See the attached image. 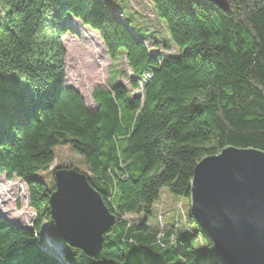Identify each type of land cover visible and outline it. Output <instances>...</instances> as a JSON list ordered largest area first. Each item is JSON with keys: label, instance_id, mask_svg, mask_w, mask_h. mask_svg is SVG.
Here are the masks:
<instances>
[{"label": "trees", "instance_id": "16d2710c", "mask_svg": "<svg viewBox=\"0 0 264 264\" xmlns=\"http://www.w3.org/2000/svg\"><path fill=\"white\" fill-rule=\"evenodd\" d=\"M149 1L176 52L150 49L109 0H0V175L27 184L36 212L29 228L0 211V264H203L198 243L219 264L191 212L182 226L177 213L169 229L148 220L163 188L189 199L203 157L226 146L264 150V0H228L229 11L210 0ZM69 16L132 72L131 89L96 87L95 109L66 82ZM59 145L84 156L91 184L118 215L96 256L67 244L62 260L41 243L55 186L37 173ZM131 213L144 220L124 218Z\"/></svg>", "mask_w": 264, "mask_h": 264}, {"label": "water", "instance_id": "95a60500", "mask_svg": "<svg viewBox=\"0 0 264 264\" xmlns=\"http://www.w3.org/2000/svg\"><path fill=\"white\" fill-rule=\"evenodd\" d=\"M210 1L230 10L228 0ZM54 181L48 201L60 237L96 256L118 215L84 172L59 167ZM189 201L219 264H264V150L226 146L203 157L194 169Z\"/></svg>", "mask_w": 264, "mask_h": 264}, {"label": "rangeland", "instance_id": "374dc122", "mask_svg": "<svg viewBox=\"0 0 264 264\" xmlns=\"http://www.w3.org/2000/svg\"><path fill=\"white\" fill-rule=\"evenodd\" d=\"M109 2L117 10V15L122 19H126L125 16H127L134 27L147 36V46L150 49H158L159 52L166 54L176 52L177 47L170 44L163 23L158 19L154 6L149 0H109ZM68 20L73 24L75 33H67L63 37L66 49L65 78L69 86L81 92L87 106L91 107L94 103L93 90L96 87L109 90L114 83L120 82L131 89L132 72L126 59L123 57L114 62L109 57L97 31L71 16ZM132 93L135 91L132 90ZM54 151L53 164L47 170L37 173V177L49 187L55 186L54 171L57 166L76 168L89 174L84 156L71 146L59 145ZM0 211L16 225L33 228L36 212L30 206L29 190L21 178L17 176L9 178L5 173L0 175ZM177 213L180 214L178 219L182 221L179 223L182 226L189 218V199L171 193L168 188H163L155 204L153 217L149 218L148 224L159 228L163 221L164 227L169 229L172 223L176 225ZM124 218L138 223L144 220V215L131 213ZM39 237L43 239L41 243L58 258L64 257L67 243L60 237L52 220H47L43 224ZM196 251L203 264H211V250L206 245L198 243Z\"/></svg>", "mask_w": 264, "mask_h": 264}, {"label": "built area", "instance_id": "2783aa9c", "mask_svg": "<svg viewBox=\"0 0 264 264\" xmlns=\"http://www.w3.org/2000/svg\"><path fill=\"white\" fill-rule=\"evenodd\" d=\"M150 78H151V77H150V76L148 75V73H147V74L144 76V78L142 77V78L139 79V80H140V81H143V80H144V81H148V80H150ZM142 89H143V88H142V86H141L138 90L135 91V93H138V92H139V93H142ZM137 91H138V92H137ZM163 234H164V233H163V230H161L160 233H159V235H158V238H161V236H162ZM159 242H160V240H159Z\"/></svg>", "mask_w": 264, "mask_h": 264}, {"label": "crops", "instance_id": "0c3cea01", "mask_svg": "<svg viewBox=\"0 0 264 264\" xmlns=\"http://www.w3.org/2000/svg\"><path fill=\"white\" fill-rule=\"evenodd\" d=\"M93 102H94V101H93ZM97 107H98V104L95 103V102H94L93 105L91 106V108H94V109L97 108Z\"/></svg>", "mask_w": 264, "mask_h": 264}]
</instances>
